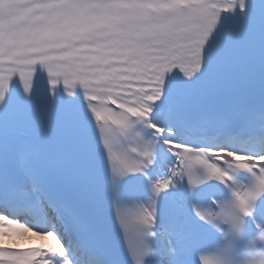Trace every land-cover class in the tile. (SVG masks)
I'll return each mask as SVG.
<instances>
[{"label":"snow or ice","instance_id":"obj_1","mask_svg":"<svg viewBox=\"0 0 264 264\" xmlns=\"http://www.w3.org/2000/svg\"><path fill=\"white\" fill-rule=\"evenodd\" d=\"M0 264H264V0H0Z\"/></svg>","mask_w":264,"mask_h":264},{"label":"bare ground","instance_id":"obj_2","mask_svg":"<svg viewBox=\"0 0 264 264\" xmlns=\"http://www.w3.org/2000/svg\"><path fill=\"white\" fill-rule=\"evenodd\" d=\"M25 243L38 244L40 243V241L38 239L33 238L31 241H26Z\"/></svg>","mask_w":264,"mask_h":264}]
</instances>
